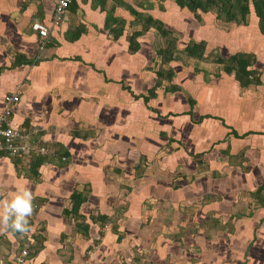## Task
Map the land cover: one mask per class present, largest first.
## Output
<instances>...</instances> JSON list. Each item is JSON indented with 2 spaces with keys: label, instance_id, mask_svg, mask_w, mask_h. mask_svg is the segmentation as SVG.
<instances>
[{
  "label": "crops",
  "instance_id": "0c3cea01",
  "mask_svg": "<svg viewBox=\"0 0 264 264\" xmlns=\"http://www.w3.org/2000/svg\"><path fill=\"white\" fill-rule=\"evenodd\" d=\"M107 1L117 20L110 29L97 0L72 1L59 25L51 22L56 0H0V114L5 96L19 92L13 124L35 133L50 152L37 174L29 167L31 157L0 156V199L21 188L33 197L29 231L0 233V261L10 264L29 245L28 264H242L240 247L251 254L244 264H264V206L256 198V205L247 204L252 230L242 231L241 243L211 245L201 230L192 244L193 225H185L211 206L213 220L228 229L232 214L223 221L217 210L264 184V72L260 84L241 87L221 64L206 59L216 48L227 57L256 46L264 63L257 18L251 12L247 24L224 20L220 31L211 11L197 20L175 2L170 24L184 49L205 41L203 57L183 52L185 60L177 63L174 54L172 77L163 82L179 91L160 90L145 105L133 95L155 83L152 41H143L154 27L129 52V37L141 30L143 17L129 11H138L132 0ZM35 22L49 29L42 51L31 29ZM80 26L79 37L69 40ZM61 151L68 152L67 161L59 158ZM234 152L241 158L230 163ZM203 160L220 169L209 185L198 177ZM75 190L87 199L81 217H67L63 210L71 208ZM170 208L171 217L165 214ZM82 222L86 232L78 227ZM255 231L259 241L252 245Z\"/></svg>",
  "mask_w": 264,
  "mask_h": 264
},
{
  "label": "trees",
  "instance_id": "16d2710c",
  "mask_svg": "<svg viewBox=\"0 0 264 264\" xmlns=\"http://www.w3.org/2000/svg\"><path fill=\"white\" fill-rule=\"evenodd\" d=\"M99 3V7H101L102 11H106V22L105 25L110 29V25L114 24L113 21L115 17H113V9L114 6L110 8H106L108 1L107 0H97ZM176 3L180 7H186L189 9L197 20H200L199 12H208L209 10L215 9L217 13V18L224 19L227 22H234L236 24H247V16L253 12L255 17L257 18L258 29L261 34H264V0H176ZM129 11L131 13L140 17V13L136 10H132L130 6H128ZM142 23L146 27H154L158 29V33L162 37H169L166 28H163V23L160 19L154 18L151 15H147L142 18ZM83 31L82 26L77 28L74 35L70 37L69 40L73 41L79 37L81 32ZM113 31V28H111ZM144 33V30H137L132 32L129 37V52H135L139 49L140 45L137 42L136 38ZM117 36V34H115ZM205 49V41H200L197 43H189L186 45L184 51L186 55L189 57H194L201 59L203 57ZM157 53L161 56L160 62L163 63L162 67H159L153 71L155 75V83L149 87L146 93H139L137 95H133L134 99L141 100L145 105L149 102L150 99L155 98L158 91H162L163 94H172L174 92L179 91V88L171 86L165 87L163 79H171L172 77V68L170 67L171 61H173L174 54H176L175 42L170 40L165 47H159L157 49ZM254 54H243V53H234L230 54L227 57L217 56L214 61L223 66V70L227 74H232L234 79L239 83L241 87H247L250 84H260V75L257 73L253 64L256 60L253 58ZM26 61V60H24ZM189 103L192 104V99L189 100ZM50 152L46 149L45 154H33L31 159L29 160V167L32 170L33 174H37V169L42 165L43 161L46 160L49 156ZM68 152H58V156L64 157L67 161ZM21 159L23 157H20ZM25 159V158H23ZM19 164V162H17ZM256 195V199L258 200L260 205L264 206V184L260 185L257 190L253 192ZM72 206L70 209H64L63 214L65 216L81 217L78 213L79 207L82 202H84L87 197L83 192L75 190L71 195ZM104 218V217H103ZM105 219V218H104ZM78 227L86 232L87 225L82 222L78 224ZM85 228V229H84ZM254 234V233H253ZM253 236L252 239H254ZM252 242V240H251ZM250 242V243H251Z\"/></svg>",
  "mask_w": 264,
  "mask_h": 264
},
{
  "label": "rangeland",
  "instance_id": "374dc122",
  "mask_svg": "<svg viewBox=\"0 0 264 264\" xmlns=\"http://www.w3.org/2000/svg\"><path fill=\"white\" fill-rule=\"evenodd\" d=\"M175 2L176 0H132V4L133 6H135L138 11L142 10L141 12H139L141 15V17H145L147 15H151L152 17L154 18H160L162 20V23H163V28H166L167 31H169L168 33V36L169 37H162L158 32V29L156 28H151L149 29L150 27H146L145 25H143L141 22V20H139V24H138V28L141 29V30H148L147 34L148 35L146 38L144 37L143 38V41L145 42H150L152 41V49H153V57L152 58V67L154 65V69H157L159 67H162V64L160 62L161 60V56L157 53V49L159 47H165L167 46L168 42L170 40H173L175 42V47H176V58L177 60H175L177 63H179L180 61H183L185 60L184 57L182 56H179L180 53H183L185 52L184 51V46L183 44H185V42H182L180 39V37L178 36V30L177 28H175L174 24H170V16L172 15V8L175 6ZM152 5V7L150 8V6ZM211 11L212 13V17L213 20L216 19V30H220V31H224L226 26H225V21L224 19H219L216 17V10L215 9H212V10H209ZM214 12V14H213ZM200 13V12H199ZM251 16V14H250ZM249 15L247 16L248 19L250 17ZM134 17V16H133ZM211 17V16H209ZM223 21L222 22V25L219 21ZM215 22V20L213 21V23ZM167 26L169 28H167ZM154 29V30H153ZM154 32H156L157 34H159L161 37H162V40H159L157 39L156 40V36L154 34ZM181 41V43H180ZM179 44H180V50H178L179 48ZM182 46V47H181ZM213 46H216V45H213ZM256 48V46H254ZM253 48H248V47H244L245 49H248V51H235L236 53H241L243 52V54H254L253 58L255 61V63L253 64L254 68L256 69L257 73L260 75H263V72H264V63L259 60V57L257 55V51ZM150 48H151V45H150ZM240 47H238L237 49H239ZM257 49V48H256ZM242 50V49H241ZM244 50V49H243ZM214 52L211 54L210 57H207L206 59L208 61H213L214 58H216L217 56H219V53H218V49H214L213 50ZM264 51V48H260L259 49V52L262 53ZM247 92V91H245ZM187 93V92H186ZM261 93V92H260ZM260 93H252V94H255V96H260L261 94ZM167 96V95H166ZM176 102V101H175ZM174 109V108H173ZM166 152L168 154H170L171 156L169 157L172 158L173 157V151L170 152V150H166ZM236 152H234L232 154V157L233 158H230L228 161L230 163H237V161H239L241 158V156H237L238 155V152L235 154ZM201 157V156H200ZM200 159V158H199ZM202 160V157L201 159ZM171 162V161H170ZM203 164H201L199 166V176L198 177H201L203 179V184L204 185H209V182L208 181L211 177H215L216 179L218 178L217 176L215 175H220V169L218 168H214L211 169L209 166V163L206 162V160H203L202 162ZM211 171L213 172V174H211ZM183 173H187V169L184 170ZM183 173H179V175L183 174ZM215 174V175H214ZM223 174V172H222ZM186 179V177H185ZM87 188L84 187V191H86L85 194H88L87 193ZM213 192V191H211ZM186 195L189 196V192H186ZM256 195L252 194L251 196H242L240 195L238 198V201L237 202H229V203H225L223 209L219 208L217 210L216 213L218 214H222L223 215L220 217V220H223V221H226V219H229L228 218V212L232 214V217L229 219V221L231 220V223H230V226L227 228H225L222 224H219L218 221L216 219L213 220V212L211 211V206H205L204 208H200V210H197V214L193 216L192 220H187V222L185 223V225L187 226V223L189 224H192L190 226H192V231L191 232H188V234H192V244L195 242L194 240L198 238L197 234H200V231L202 230L203 232V235H204V239H206V243L209 242L211 245L213 244H217V245H221V244H226L227 242H231V241H234V243H241L243 238L244 240H246V237L243 236V233L242 231L246 230L247 227H250L249 229L252 230V221L248 218H246L247 214L250 212V208L247 207V204L248 202H252V203H255L256 205V202H255V197ZM204 198V197H203ZM204 203L207 201V199H204L203 200ZM151 205V204H150ZM154 205V203H153ZM199 209V208H198ZM211 211V212H210ZM165 214L169 217H171L172 215V209L170 208V210H167L165 209ZM225 215V216H224ZM225 218V219H224ZM236 223H234V221ZM183 224V223H182ZM184 225V226H185ZM235 225V228H232L233 226ZM248 231V229L246 230ZM258 231H255L253 236H255L254 239H251L252 242L251 244L254 245V242L257 243L259 241V237H258ZM253 236H250V238H253ZM185 238V237H184ZM262 239L261 238V246L264 244L262 243ZM247 243V242H246ZM245 243V244H246ZM193 248H196L194 249L195 252H198V245H194L192 246ZM259 247V246H258ZM238 250H240V254L242 256H245V257H242L240 258V262L242 264H244V262H248L249 261V258L251 257V254H249L250 256H247V252H248V249L244 248V249H241L240 247L238 248ZM192 250V252H194ZM234 253V252H233ZM234 258H236V255L234 256Z\"/></svg>",
  "mask_w": 264,
  "mask_h": 264
},
{
  "label": "built area",
  "instance_id": "2783aa9c",
  "mask_svg": "<svg viewBox=\"0 0 264 264\" xmlns=\"http://www.w3.org/2000/svg\"><path fill=\"white\" fill-rule=\"evenodd\" d=\"M74 0H56L51 16L52 25H59L65 16L70 4ZM31 29L40 39L38 50L42 51L45 40L49 35L48 27L42 22H35ZM5 108L0 114V156L10 158H29L33 154H45L46 149L35 138V133L27 131L25 128L15 126L12 122L13 108L20 101V93L14 92L5 96ZM62 160H65L62 157ZM29 245H25L19 253L11 258L10 264H28ZM0 264H4L0 261ZM9 264V263H8Z\"/></svg>",
  "mask_w": 264,
  "mask_h": 264
},
{
  "label": "clouds",
  "instance_id": "9594fccd",
  "mask_svg": "<svg viewBox=\"0 0 264 264\" xmlns=\"http://www.w3.org/2000/svg\"><path fill=\"white\" fill-rule=\"evenodd\" d=\"M32 200L31 192L24 188L9 193L7 198L0 199V233L6 232L9 229L22 234L29 231L28 218L33 213ZM21 247L22 249L24 248V246Z\"/></svg>",
  "mask_w": 264,
  "mask_h": 264
}]
</instances>
